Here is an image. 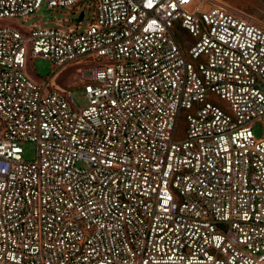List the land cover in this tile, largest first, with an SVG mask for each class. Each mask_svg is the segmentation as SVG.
Listing matches in <instances>:
<instances>
[{
  "label": "built area",
  "instance_id": "built-area-1",
  "mask_svg": "<svg viewBox=\"0 0 264 264\" xmlns=\"http://www.w3.org/2000/svg\"><path fill=\"white\" fill-rule=\"evenodd\" d=\"M42 6L93 16L0 27V264H264V26L221 0H0V18ZM34 58L78 66L87 104Z\"/></svg>",
  "mask_w": 264,
  "mask_h": 264
},
{
  "label": "rangeland",
  "instance_id": "rangeland-1",
  "mask_svg": "<svg viewBox=\"0 0 264 264\" xmlns=\"http://www.w3.org/2000/svg\"><path fill=\"white\" fill-rule=\"evenodd\" d=\"M222 5L234 11L235 13L247 16L253 21L264 26V0H221ZM77 7L72 8H53L47 9L42 6L26 20L0 18V27H11L19 31H27L31 28H62L68 29L75 25L79 19L81 10ZM84 23L87 24L93 16V9L86 8ZM78 66H65L63 68L53 65L50 61L43 58L29 59L25 71L34 80H43L51 78L54 74L55 83L63 88H69L73 101L78 106L87 104L85 96V84L79 80L77 74ZM256 137L263 134L262 127L257 124L253 127ZM24 149L23 157L26 161L33 160L35 154V145L31 143L22 144Z\"/></svg>",
  "mask_w": 264,
  "mask_h": 264
},
{
  "label": "water",
  "instance_id": "water-1",
  "mask_svg": "<svg viewBox=\"0 0 264 264\" xmlns=\"http://www.w3.org/2000/svg\"><path fill=\"white\" fill-rule=\"evenodd\" d=\"M263 90H264V88H263Z\"/></svg>",
  "mask_w": 264,
  "mask_h": 264
}]
</instances>
